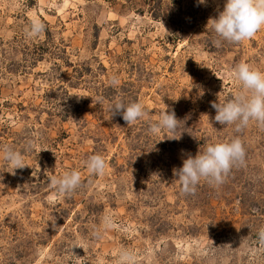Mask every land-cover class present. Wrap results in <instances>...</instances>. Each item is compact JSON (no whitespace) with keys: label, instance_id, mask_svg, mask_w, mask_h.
Returning <instances> with one entry per match:
<instances>
[{"label":"rangeland","instance_id":"1","mask_svg":"<svg viewBox=\"0 0 264 264\" xmlns=\"http://www.w3.org/2000/svg\"><path fill=\"white\" fill-rule=\"evenodd\" d=\"M223 5L0 0V148L28 165L13 174L0 160V264H118L121 250L134 264H264V127L221 126L211 107L245 92L231 75L240 63L264 73V27L214 46L207 24ZM32 18L44 31L30 39ZM116 100L141 103L145 115L110 119ZM165 110L175 133L151 134ZM237 137L243 164L183 194L173 168ZM91 155L104 158L102 175L85 167ZM71 170L81 184L59 194L49 178Z\"/></svg>","mask_w":264,"mask_h":264},{"label":"clouds","instance_id":"2","mask_svg":"<svg viewBox=\"0 0 264 264\" xmlns=\"http://www.w3.org/2000/svg\"><path fill=\"white\" fill-rule=\"evenodd\" d=\"M197 2L206 4L207 0H197ZM209 24L211 31L217 37L212 41L216 47H220L222 41L241 43L249 40L261 27H264V0H224L223 9L218 11L217 16L209 19L207 25ZM24 31L27 38H35L44 31V25L38 19L32 18L29 27ZM197 64L205 66L200 62ZM231 75L240 82L245 92L237 93L233 99L223 104L212 102L211 107L216 113L214 121L221 126L235 125L236 131L247 127L250 121H255L259 126L264 127V73L252 69L247 63H240L233 68ZM117 83V79L112 77L110 84L115 87ZM109 110L110 119L120 115L127 125L133 124L145 115L143 105L139 102L125 104L121 100H116L110 105ZM177 127L178 119L175 113L165 110L157 121L149 122L148 131L153 135H159L162 131L175 133ZM180 137L181 135L173 134L168 135L167 139L179 140ZM31 148L29 142L25 150ZM244 157L245 149L238 137L228 142L210 143L202 152L183 159L181 167L173 168V175L179 180L180 191L183 194H194L201 179L215 186L222 184L234 166L243 164ZM0 160L13 170V174L15 170L28 166L24 162L22 152L8 146L0 148ZM85 167L89 174L102 175L105 170V160L101 155H91L85 161ZM49 180L59 194L70 195L81 184V174L76 170L65 171L59 178L53 176ZM49 203L55 204V200L50 199ZM103 226L105 228L113 226L110 217H104ZM259 238L264 240V229L259 232ZM73 247H82V245H73ZM118 264H134L133 255L121 250Z\"/></svg>","mask_w":264,"mask_h":264}]
</instances>
